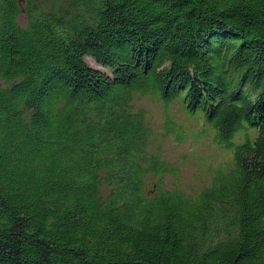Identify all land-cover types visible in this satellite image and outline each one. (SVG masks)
I'll use <instances>...</instances> for the list:
<instances>
[{"label":"trees","instance_id":"16d2710c","mask_svg":"<svg viewBox=\"0 0 264 264\" xmlns=\"http://www.w3.org/2000/svg\"><path fill=\"white\" fill-rule=\"evenodd\" d=\"M65 9L0 0V264H264V0ZM147 95L202 114L231 170L165 189Z\"/></svg>","mask_w":264,"mask_h":264},{"label":"rangeland","instance_id":"374dc122","mask_svg":"<svg viewBox=\"0 0 264 264\" xmlns=\"http://www.w3.org/2000/svg\"><path fill=\"white\" fill-rule=\"evenodd\" d=\"M35 1L42 8L69 15L65 8L78 0ZM134 107L137 111H145L146 121L153 132V150L177 169V172L165 176V189H182L196 196L212 185L217 169L231 170L233 151L223 150L214 143L215 132L206 124L202 114L190 116L181 101L166 106L150 95L136 96ZM243 135L239 134L237 142L242 141ZM157 184L158 178L151 177L147 182V194H151Z\"/></svg>","mask_w":264,"mask_h":264}]
</instances>
